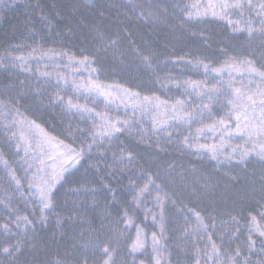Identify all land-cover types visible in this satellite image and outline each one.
Instances as JSON below:
<instances>
[{
    "label": "snow or ice",
    "instance_id": "1",
    "mask_svg": "<svg viewBox=\"0 0 264 264\" xmlns=\"http://www.w3.org/2000/svg\"><path fill=\"white\" fill-rule=\"evenodd\" d=\"M0 12V264H264V0Z\"/></svg>",
    "mask_w": 264,
    "mask_h": 264
},
{
    "label": "rangeland",
    "instance_id": "2",
    "mask_svg": "<svg viewBox=\"0 0 264 264\" xmlns=\"http://www.w3.org/2000/svg\"><path fill=\"white\" fill-rule=\"evenodd\" d=\"M186 2H189V3H200V4H204V5H207L209 3V0H186ZM213 3H217L218 0H212ZM45 3H47V0H45ZM201 11H203V9H201ZM217 12L220 11L219 8L216 9ZM1 13V16H0V20L3 21V12H0ZM16 15H19L18 12H13V13H10L7 17L8 20H11L13 19L14 16ZM209 18L211 19V12H209ZM227 27V22L226 20H216L215 23L213 25H211V29H215V31L217 33H221L224 31V29ZM62 71H67V72H71L70 69H62ZM180 69H176L174 70V73L175 74L176 72H179ZM75 75H79V74H75ZM202 75V73L200 74ZM81 79H86L88 78V72L87 71H84L83 72V75L82 77H80ZM191 78L193 79H198L199 77L195 74H192ZM118 79V78H117ZM106 83H112L111 81H105ZM125 87H127V85L125 84L124 85ZM134 91H136L137 89H133ZM173 91H175V89H173ZM145 94H148V93H141V95H145ZM159 94V93H157ZM101 100L103 99L102 97L100 98ZM117 104L120 103L119 100L116 101ZM126 103H135V101H126ZM101 107H103V105H101ZM115 107V105H113V108ZM123 112H124V108H123V105L120 106V114L121 116H123ZM112 115H116L115 111H113L111 113ZM129 115H131V111L129 110ZM209 143H211V141H209ZM135 237V233L133 232V238Z\"/></svg>",
    "mask_w": 264,
    "mask_h": 264
},
{
    "label": "trees",
    "instance_id": "3",
    "mask_svg": "<svg viewBox=\"0 0 264 264\" xmlns=\"http://www.w3.org/2000/svg\"><path fill=\"white\" fill-rule=\"evenodd\" d=\"M49 2V0H47V3ZM56 2H59V0H56ZM1 16V13H0ZM3 21L0 20V23H2Z\"/></svg>",
    "mask_w": 264,
    "mask_h": 264
}]
</instances>
